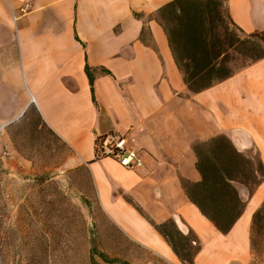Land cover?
Returning <instances> with one entry per match:
<instances>
[{
	"label": "crops",
	"instance_id": "obj_1",
	"mask_svg": "<svg viewBox=\"0 0 264 264\" xmlns=\"http://www.w3.org/2000/svg\"><path fill=\"white\" fill-rule=\"evenodd\" d=\"M173 1L0 0V167L55 182L97 230L101 253L117 242L110 260L134 251L182 264L156 229L167 226L177 247L193 237V264H252L264 177L251 194L233 184L244 209L226 234L186 188L201 182L197 164L217 138L264 168V59L190 92L156 21ZM225 9L244 36L264 33V0H225ZM109 133L132 140L142 168L96 157Z\"/></svg>",
	"mask_w": 264,
	"mask_h": 264
},
{
	"label": "trees",
	"instance_id": "obj_2",
	"mask_svg": "<svg viewBox=\"0 0 264 264\" xmlns=\"http://www.w3.org/2000/svg\"><path fill=\"white\" fill-rule=\"evenodd\" d=\"M221 9H224L228 23ZM156 21L165 33L176 68L192 93L210 88L245 64L264 59V33L244 36L228 17L225 0H174L157 12ZM208 145L211 157L200 158L197 164L201 182L188 186L186 195L220 233L226 234L244 209L233 184L242 185L251 194L258 185L257 177H264V168L259 166L261 172L250 166L223 137L212 140ZM262 215L264 204L254 214L252 228ZM79 217L86 228L81 213ZM167 228L156 229L182 264H193L198 252L193 237L186 236L184 245L180 242L177 247L166 234ZM94 231L97 235V230ZM93 244H96L95 239ZM92 255L107 263L118 262L109 260L96 249H92ZM92 262L95 264L93 259Z\"/></svg>",
	"mask_w": 264,
	"mask_h": 264
},
{
	"label": "rangeland",
	"instance_id": "obj_3",
	"mask_svg": "<svg viewBox=\"0 0 264 264\" xmlns=\"http://www.w3.org/2000/svg\"><path fill=\"white\" fill-rule=\"evenodd\" d=\"M221 13L228 23L224 9ZM253 168L262 172L259 166ZM57 189L55 182L45 185L9 177L0 167V264H93L92 259L95 264H112L93 258L92 249L100 253L103 247L98 236L91 223L86 228L81 223L80 207ZM116 243L104 253L109 260L118 257ZM126 254L127 261L116 264H167L149 254ZM251 254L252 264H264V215L252 228Z\"/></svg>",
	"mask_w": 264,
	"mask_h": 264
},
{
	"label": "built area",
	"instance_id": "obj_4",
	"mask_svg": "<svg viewBox=\"0 0 264 264\" xmlns=\"http://www.w3.org/2000/svg\"><path fill=\"white\" fill-rule=\"evenodd\" d=\"M28 6L22 9L27 10ZM96 155L98 158H109L116 161L121 167L135 171L143 166L140 151L133 148V142L126 135L109 133L96 141Z\"/></svg>",
	"mask_w": 264,
	"mask_h": 264
}]
</instances>
